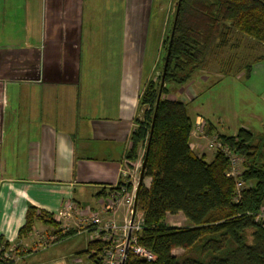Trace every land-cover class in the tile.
I'll return each mask as SVG.
<instances>
[{"label":"crops","instance_id":"0c3cea01","mask_svg":"<svg viewBox=\"0 0 264 264\" xmlns=\"http://www.w3.org/2000/svg\"><path fill=\"white\" fill-rule=\"evenodd\" d=\"M175 1L0 0V248L7 245L8 255L17 248L26 252L11 264H81L88 243L81 252L46 256L60 240L41 247L36 231L58 238L82 226L87 238L96 230L92 216L101 224L126 219L123 199L108 212L103 202L124 168L128 194L135 192L142 148L135 161L126 155L144 110L141 93L158 71ZM186 94L192 99L197 91ZM181 95L170 91L166 98L187 102ZM233 111H221L228 136L242 125L239 111ZM188 113L193 124L205 122L210 135H224L209 112ZM255 118L261 125L263 119ZM189 147L207 163L213 160L206 142L192 134ZM30 206L57 226L36 220L31 233L18 238ZM164 222L189 226L180 213L166 214ZM32 244L37 245L29 249Z\"/></svg>","mask_w":264,"mask_h":264},{"label":"trees","instance_id":"16d2710c","mask_svg":"<svg viewBox=\"0 0 264 264\" xmlns=\"http://www.w3.org/2000/svg\"><path fill=\"white\" fill-rule=\"evenodd\" d=\"M173 11L163 43L161 73L158 82L148 81L141 93L139 106L144 110L136 120L126 155L135 161L138 149H144L143 178L150 179V184L142 183L138 193L136 212L142 215V229L137 243L155 260L142 261L128 251L124 264H264V228L255 219L264 205V134L256 136L240 128L234 136L215 135L221 146L244 160L238 178L245 188L235 201V181L226 176L228 160L219 152L210 163L197 157L189 147L193 123L188 103L164 97L170 85L189 84L214 50L232 48L235 36L264 47V0H176ZM263 60L261 55L253 62ZM218 72L226 77L240 71L227 59L220 62ZM125 187L130 192L131 185ZM178 213L189 226L165 224L166 214ZM36 220L57 226L51 216L30 206L18 238L30 234ZM74 234L70 230L56 240ZM109 245L90 240L84 251L90 264H102ZM6 249L4 245L0 257ZM176 249L183 254L174 255ZM191 249L201 254L225 253L202 262L187 255ZM0 264L11 263L0 260Z\"/></svg>","mask_w":264,"mask_h":264},{"label":"rangeland","instance_id":"374dc122","mask_svg":"<svg viewBox=\"0 0 264 264\" xmlns=\"http://www.w3.org/2000/svg\"><path fill=\"white\" fill-rule=\"evenodd\" d=\"M231 41L233 43L231 45L232 48H226L224 50H214L213 54L208 59L203 69L194 75L193 79L190 82L191 84L190 83L187 84L188 86L187 85H184V86L170 85L168 93L170 91H174V93L175 92L180 93L181 91L183 94L181 95L182 98H186L185 94L187 92L188 93L192 92V90L195 89V92L197 91V94L195 95V97L192 99H190V96L186 98L187 103H188L189 112L191 113V111L195 110V108H200L202 112H209L210 116L212 117L214 116L213 119H211L213 125L215 126L216 130L221 134H224V135L229 134L226 126L223 125L224 123H222L221 121L222 120L220 118V116L222 115L221 111L223 110L225 112L228 110L229 112H232L233 110L235 111L237 110L240 113V118H239V123H238L239 126L241 124L244 126L246 125L251 126L250 128L246 126L247 130H249L256 136H261L262 134H264V126H262L264 125V60L254 63L253 59L255 57L264 55V47L260 46L258 43L251 42L247 38H242L240 36H237V37L235 36V38H232ZM164 52L165 50L163 48L161 55H160L159 63L157 65L158 71L156 72V74H154V76L151 79L152 81L156 83L158 82V77L160 76V73H161L160 68L162 66V58H163ZM227 59H231L234 66L239 67L240 72L237 73L238 75L234 74V76L225 77L223 79V77L219 75L218 70L220 67V62L223 60L225 61ZM247 70L250 71L248 77H247L248 75ZM244 74L246 76H244ZM164 97L166 98V95ZM253 115L258 118L263 119V122L261 125L259 124V121L256 118L253 119ZM224 116L222 115V117ZM250 123L252 125H249ZM194 126L195 124H193V129H194ZM240 127H238L237 130H239ZM207 136L208 137L206 139H213V135L209 134ZM193 137L200 138L197 135ZM206 139H202V141L205 143ZM141 148H142V154L140 155V164H139L138 170L135 173L137 180H138L141 162H142V158L144 154V149L143 147ZM204 149H207L208 151L215 153L214 150L208 149L207 146ZM262 152L264 154V144L262 146ZM147 183L148 181L146 179L143 184L147 185ZM128 184H129V181H128ZM131 194L134 196L132 192ZM131 194L129 195L131 196ZM135 219L136 220L138 219L142 223V215L140 212L138 211L136 212L133 220ZM125 220L131 221V214L129 213V211H127L126 213ZM125 220H123L122 223L120 224L116 223L117 226L122 225L125 222ZM175 222L177 221L175 220ZM85 228H83L82 226L81 227L79 226L78 230H77V227L72 228L75 234L79 232L81 236L73 235L67 238H63L62 240L55 243L54 246H51L50 248H48L51 250L48 251L50 253H48L46 256H49L51 253L53 254L55 251H57L58 253H66L69 251H74V253H76V252L83 251V249L86 248V245L88 243L87 241L91 240V236L90 237L87 236V238L89 239L85 238L86 235H89L88 229H85ZM67 232L68 230H66L64 233H67ZM84 232H87L88 234ZM35 235L37 237L41 236L38 244L40 245L41 243H43L41 247H44V248L49 247L51 244L57 241L56 240L57 237L54 238L52 234L45 235V233L39 230L36 231ZM123 237H124V234L122 233V231L118 230L117 235H114L113 240H111L112 243H110L108 247L109 254H106L104 256V259L102 261L104 264H110V262H113L114 264H120V260H121L120 255L125 246ZM36 245L37 244L29 245L28 248L33 249L36 247ZM23 253H26V252L24 250H19V248H17V250L14 249L13 251L10 252L6 261L11 262L18 258L19 261L21 262L22 261L21 256ZM45 253L46 251L41 252L40 254L44 255ZM224 253H225V250H222L216 254H211V253L201 254L198 251V249H191L187 253V255L199 261L204 262L211 257L220 258L223 256ZM173 254L176 256H179L183 254V252L182 250L176 249L173 251ZM80 256H81V261H82L81 264H90V261L88 260V257L85 253H81Z\"/></svg>","mask_w":264,"mask_h":264},{"label":"built area","instance_id":"2783aa9c","mask_svg":"<svg viewBox=\"0 0 264 264\" xmlns=\"http://www.w3.org/2000/svg\"><path fill=\"white\" fill-rule=\"evenodd\" d=\"M193 136H199L198 139H206L208 136V126L205 125V122H199L195 123L194 129H192ZM206 146L208 149L214 150L215 152L222 153L225 158L228 160L229 163V169L226 173L227 177L233 178L235 181V190H236V197L235 201H238L240 197V192L243 188H245V184L240 181L238 176L243 171V162L244 160L238 156L237 154L230 151L227 147H223L220 145L218 140L216 139V136H213V139H206ZM242 168V169H241ZM127 169L124 168V170L121 171V180L119 183L121 185L118 187L117 190L111 191L106 195V198L104 200V211L108 212L110 210H115V208L118 207L119 201L123 199L125 204L127 205V210L129 213H132V205H133V195L131 196L128 194V191L126 190L125 185L128 184L127 180ZM118 186V185H117ZM116 186V187H117ZM90 225L96 226V230L93 231V234L91 235V240H101L107 243H112L111 240H113L114 235H117V231L120 230L124 234V248L120 255V264L125 261L127 252L129 251L132 255L138 258H144L146 261H154L155 256L147 249L141 247L137 243V237L138 233L142 229V223L137 219L133 220L132 222L129 220H125V222L122 225L117 226V224L114 221H108L106 223L101 224V221L97 217H90L89 218ZM256 221L264 228V205L261 207L260 211L255 216ZM127 246V247H126ZM0 248V252H1ZM108 248L104 250L103 253V259L104 256L108 253ZM8 257V254L6 251L2 254L0 257V260H6ZM112 257V256H111ZM103 261V260H102ZM102 264H104L102 262ZM110 264H114L113 262H110Z\"/></svg>","mask_w":264,"mask_h":264},{"label":"water","instance_id":"95a60500","mask_svg":"<svg viewBox=\"0 0 264 264\" xmlns=\"http://www.w3.org/2000/svg\"><path fill=\"white\" fill-rule=\"evenodd\" d=\"M163 77L161 79L160 82V88L163 87ZM144 166H145V158L143 159L142 163H141V167H140V172H139V176H138V182L135 188V192H134V197H133V205H132V213H131V222L133 221L135 214H136V210H137V198H138V193L140 190V187L143 183V170H144ZM127 247V246H126ZM142 261H146L144 258H140ZM125 261H123L121 264H124Z\"/></svg>","mask_w":264,"mask_h":264}]
</instances>
